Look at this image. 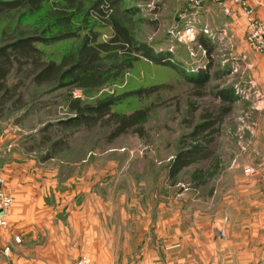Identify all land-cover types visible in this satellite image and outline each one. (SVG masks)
Wrapping results in <instances>:
<instances>
[{
    "label": "rangeland",
    "instance_id": "374dc122",
    "mask_svg": "<svg viewBox=\"0 0 264 264\" xmlns=\"http://www.w3.org/2000/svg\"><path fill=\"white\" fill-rule=\"evenodd\" d=\"M210 5L218 6L204 2L195 7L191 0H121L109 11L126 25L137 43L152 48L158 54H171L190 75H197L211 61L208 96L197 100L198 103H210L211 92L217 88L228 86L235 90L238 101L222 126L215 146L220 166L217 174L205 186L194 188L190 175L195 167L185 170L176 183L167 181V166L179 150L181 137L188 132L183 120L187 119V102L193 92L192 86L169 68L141 60L126 76L124 83L100 91L56 92L53 89L29 86L24 95L27 107L22 111H6L0 117V170L6 182V192L13 198L11 208L15 207V196L17 200L21 197V200L28 201L29 204L23 211L31 214L25 212L26 221H38L36 214L39 211V216L41 209L32 202L42 196V190H49V196L44 197V201L49 204L50 197L54 195V186L57 187V196L61 202L73 199L71 208H80V212L84 209L91 211L99 205L98 202L102 206L114 208L113 216L116 221L104 225L107 235L113 237L103 241V253L98 246L93 248V245H86L81 253L80 246V259L77 261L87 258L90 264H125L123 211L130 195L139 202L142 191L161 187L174 190L180 199H184L185 193L201 189L208 192L211 204L220 205L228 192L235 194L237 185L253 190L258 184H262L255 186L258 174H244V169L250 166L260 173L259 167L250 163L246 166L238 155L243 153L250 160L249 155H255V133L264 122L263 115L258 114L262 107L259 105L262 93L254 85L252 56L239 53L233 40H227L228 34H225L223 26L218 21L212 24L203 14L202 9ZM220 10V14L224 16L223 10ZM188 29L195 31L192 42L186 41L183 36ZM202 36L213 46L209 58L198 43ZM107 38L106 32L103 39ZM61 47L62 44L47 49L55 55ZM152 86L164 88L161 89V94L143 102H123L118 106L121 112L153 106L145 125L144 138L129 134L108 143L107 132L104 130L83 131L49 160H45L48 150L34 148L33 141L38 139L40 129L66 117L65 101L68 97L92 104L101 96L112 93L121 95ZM209 166L208 163L201 165L204 169ZM230 173L233 176L229 175L226 182V176ZM238 176L241 180L239 184L236 183ZM24 191L30 193V198L25 197ZM8 228L9 224L0 233ZM21 242L18 236L10 238L5 248L0 245V264H44L36 259V255L20 261L15 254H20ZM133 248L136 249L135 246ZM140 255L138 248L133 255L134 262L139 261L137 259ZM98 258L101 263L96 260ZM110 258L113 261L108 263Z\"/></svg>",
    "mask_w": 264,
    "mask_h": 264
},
{
    "label": "trees",
    "instance_id": "16d2710c",
    "mask_svg": "<svg viewBox=\"0 0 264 264\" xmlns=\"http://www.w3.org/2000/svg\"><path fill=\"white\" fill-rule=\"evenodd\" d=\"M118 1L0 0V117L6 111L27 107L24 95L29 86L56 92L100 91L124 83L141 60L169 68L191 85L193 92L187 102V119L183 120L188 132L181 137L179 150L167 166V181L174 184L185 170L195 167L190 175L194 188L205 186L220 166L215 146L238 101L235 90L217 88L211 92L210 103H198L208 96L211 61L197 75H190L171 54H158L137 43L118 16L109 13ZM106 32L108 38L104 40ZM198 43L211 57L210 41L202 36ZM60 44L62 49L55 55L48 52L47 48ZM162 88L112 93L92 104L68 97L66 117L40 129L34 148L48 150L45 160H49L83 131L104 130L108 143L129 134L144 138L153 106L130 112H121L118 106L143 102L161 94ZM204 163L210 166L204 169Z\"/></svg>",
    "mask_w": 264,
    "mask_h": 264
},
{
    "label": "crops",
    "instance_id": "0c3cea01",
    "mask_svg": "<svg viewBox=\"0 0 264 264\" xmlns=\"http://www.w3.org/2000/svg\"><path fill=\"white\" fill-rule=\"evenodd\" d=\"M248 3L256 17L263 18L264 0H248ZM202 10L212 24L218 21L223 26L227 40H233L239 53L252 56L254 85L262 93L258 114L264 117V55L249 48L244 16L234 6L229 16H222L215 5ZM255 134V155H249L251 160L243 153L238 154L246 166L250 163L260 169L255 186L262 184L253 190L237 185L235 194L228 192L220 205L211 204L208 192L201 189L185 193L184 199L174 190L161 187L142 191L139 202L128 196L123 211L125 264H257L264 252V122ZM229 175L232 174L226 176V182ZM239 178L236 177L237 184ZM53 188L49 204L44 201L49 190H42L44 195L32 202L41 209L39 216L37 211L36 222L25 220L31 214L23 211L29 203L15 196V207L8 215L9 228L0 233L2 248L10 238L19 236L21 251L15 255L20 261L36 255L44 264L76 262L80 259V246L81 253L86 245L98 246L103 253V241L113 237L107 235L104 225L116 221L114 208L98 202L91 211L80 212V208H71L73 199L62 203L57 187ZM24 194L26 198L31 196L27 191ZM138 248L141 255L134 262ZM112 261L110 258L108 263Z\"/></svg>",
    "mask_w": 264,
    "mask_h": 264
},
{
    "label": "built area",
    "instance_id": "2783aa9c",
    "mask_svg": "<svg viewBox=\"0 0 264 264\" xmlns=\"http://www.w3.org/2000/svg\"><path fill=\"white\" fill-rule=\"evenodd\" d=\"M195 7H199L204 2H211L218 5L225 15L232 13L233 6L238 8L245 18L246 22V42L249 48L258 55H264V15L263 18H257L255 10L248 3V0H191ZM184 39L192 42L195 39V31L188 29L184 31ZM246 176L256 175L257 172L253 167L244 169ZM13 205V198L6 192V182L0 170V230L8 227V213ZM223 235V234H222ZM75 264H90L87 258H82ZM257 264H264V252Z\"/></svg>",
    "mask_w": 264,
    "mask_h": 264
}]
</instances>
